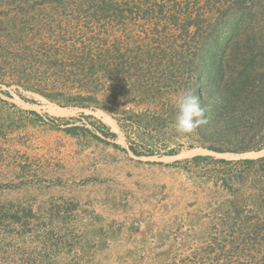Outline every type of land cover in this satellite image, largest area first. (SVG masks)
Here are the masks:
<instances>
[{
	"label": "rangeland",
	"instance_id": "rangeland-1",
	"mask_svg": "<svg viewBox=\"0 0 264 264\" xmlns=\"http://www.w3.org/2000/svg\"><path fill=\"white\" fill-rule=\"evenodd\" d=\"M210 44L220 89L264 90V0H0V264H264V178L215 162L263 144L174 127L173 96L214 87Z\"/></svg>",
	"mask_w": 264,
	"mask_h": 264
},
{
	"label": "trees",
	"instance_id": "trees-1",
	"mask_svg": "<svg viewBox=\"0 0 264 264\" xmlns=\"http://www.w3.org/2000/svg\"><path fill=\"white\" fill-rule=\"evenodd\" d=\"M52 14V13H51ZM48 17H53L48 16ZM8 25V24H7ZM191 26V25H190ZM233 38L225 44L223 47V52L228 48L231 42H233ZM207 44V43H206ZM212 44L203 47L202 53L198 55L199 59L204 57V60L206 64L208 65L207 67V73L211 71L213 74L214 78L212 79H206L205 80V86H208V81H214V87H212L211 90H207L208 93L207 95H204L202 91L197 92V96L200 98L201 102H204L207 105V109L205 112V118H207L208 122V129L205 132L210 133L213 137H222L225 139H236L239 140L240 137L239 134L244 133L245 131H248V134H252V137L255 138L252 139V142L254 144L256 143H262L264 147V115L257 116L255 119V122L252 123V126L250 128H244L243 125L245 124L244 118L246 117L245 115H239V116H233V109L240 105L243 104L246 106L247 110H250L251 108H254V104H259V101H264V90H259L257 92H251V91H238L237 88L233 89V86L238 84V85H247L246 83L249 82L250 80V75H247L246 70L249 72L253 71L254 67V62L255 61V56L253 55L251 45L248 42L247 47L250 48V54L249 52L243 53V54H238L234 53L233 59L237 60L234 63H239L244 65V70L240 73V79L238 83L234 84L236 81H234L231 84L227 81V87H223V89H220V86L218 85V80L223 78L224 74V69L226 67H231V56L226 55L225 58L220 57L216 53H213L211 51H207V48L210 47ZM237 46V43L231 48L229 51L233 52L235 51V48ZM240 42L238 44L237 49L240 47ZM248 50V51H249ZM93 51V50H92ZM51 52V51H48ZM205 52V53H204ZM103 51H99V53L90 55L89 57H84L83 63L86 64L85 67H88L89 69L91 68H97L103 64ZM204 55V56H203ZM233 60V61H235ZM87 68V69H88ZM88 69V70H89ZM211 83V82H210ZM252 94V95H251ZM254 94V95H253ZM254 96V97H253ZM92 98L91 96L88 97V99ZM30 102V101H28ZM238 104L237 106H235ZM235 106V107H234ZM77 107L79 108H87L89 105H84L82 103L77 102ZM209 111V112H208ZM208 112V113H207ZM207 127V126H205ZM111 137H116L115 134L109 133ZM258 136V137H255ZM257 145V144H256ZM261 148L254 147L253 150L256 152L260 151ZM213 151H216L217 153H223L222 150L220 149H212ZM169 155H174L173 153H170ZM195 161H214L212 157H196ZM218 164L224 165V166H231L236 164L237 166H244L245 171H235L232 172L233 175L230 176V179H227L226 181L229 180H240L242 179V184L244 177L248 174L251 175H258L261 174L264 178V158H261L259 160H240V161H227V160H220V161H215ZM247 172L246 174H244ZM228 174V171H227ZM235 174V176H234ZM244 174V175H243ZM241 182V181H240ZM226 187V185H225ZM237 206V205H236Z\"/></svg>",
	"mask_w": 264,
	"mask_h": 264
},
{
	"label": "clouds",
	"instance_id": "clouds-1",
	"mask_svg": "<svg viewBox=\"0 0 264 264\" xmlns=\"http://www.w3.org/2000/svg\"><path fill=\"white\" fill-rule=\"evenodd\" d=\"M172 103L176 108L174 127L180 135L195 134L205 119L206 109L201 104L200 98L191 88H186L173 96Z\"/></svg>",
	"mask_w": 264,
	"mask_h": 264
},
{
	"label": "crops",
	"instance_id": "crops-1",
	"mask_svg": "<svg viewBox=\"0 0 264 264\" xmlns=\"http://www.w3.org/2000/svg\"><path fill=\"white\" fill-rule=\"evenodd\" d=\"M106 251H107V254H106V256H104V257H105V259H106L108 262H110V261H117V260L119 259V257L116 258L115 255L113 256L112 252H110L109 250H106Z\"/></svg>",
	"mask_w": 264,
	"mask_h": 264
}]
</instances>
